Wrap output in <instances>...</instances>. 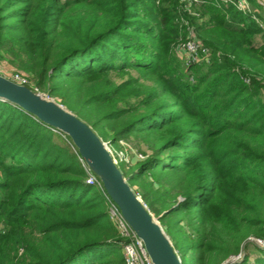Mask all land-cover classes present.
Returning <instances> with one entry per match:
<instances>
[{"label":"trees","instance_id":"16d2710c","mask_svg":"<svg viewBox=\"0 0 264 264\" xmlns=\"http://www.w3.org/2000/svg\"><path fill=\"white\" fill-rule=\"evenodd\" d=\"M257 15L216 0L199 16L180 0H0V60L111 146L132 139L146 154L128 170L118 163L183 264H221L242 249L236 264H264ZM185 20L210 61L181 57ZM82 162L68 134L0 99V264H126Z\"/></svg>","mask_w":264,"mask_h":264},{"label":"water","instance_id":"95a60500","mask_svg":"<svg viewBox=\"0 0 264 264\" xmlns=\"http://www.w3.org/2000/svg\"><path fill=\"white\" fill-rule=\"evenodd\" d=\"M0 99L18 105L45 124L68 134L80 157L100 178L109 197L120 207L125 220L144 241L154 264H183L160 218L150 211L143 198L130 184L129 177L119 167L108 144L88 121L47 94L19 84L2 74Z\"/></svg>","mask_w":264,"mask_h":264},{"label":"built area","instance_id":"2783aa9c","mask_svg":"<svg viewBox=\"0 0 264 264\" xmlns=\"http://www.w3.org/2000/svg\"><path fill=\"white\" fill-rule=\"evenodd\" d=\"M224 5H233L235 8L242 12H249L254 14V17L260 21L257 13H262L264 17V0H255L258 4L259 8H256L252 2V0H216ZM181 5L184 11L188 12L191 15L199 16V9L208 3V0H180ZM185 24L188 28V39L180 45V52L185 53L186 63L187 65H191L193 63L200 62L202 57L200 56V50L202 48L201 40L198 38L196 34V29L194 25H191L188 20H185ZM208 55V57H207ZM211 55L205 54L203 60L210 61ZM0 74L6 76L7 78L23 85L29 84V76L21 71L9 69L4 66L2 60H0ZM38 91L37 88H34ZM113 155V153H112ZM114 156V155H113ZM83 161L84 167L88 173L87 182L90 184L97 185L106 195L108 199V212L110 215L111 220L117 226L118 230L120 231L121 235L124 237L123 242V253L125 256L126 264H154L150 254L148 253L144 241L134 232V230L130 227L128 222L122 215L120 207L114 202L107 192L104 189L103 183L101 182L100 178L93 173V171L88 167L85 161ZM254 240V239H253ZM255 242L264 247V236L262 238L255 239ZM244 251L241 250L237 254H233L228 257L225 261L221 264H236L243 260Z\"/></svg>","mask_w":264,"mask_h":264},{"label":"rangeland","instance_id":"374dc122","mask_svg":"<svg viewBox=\"0 0 264 264\" xmlns=\"http://www.w3.org/2000/svg\"><path fill=\"white\" fill-rule=\"evenodd\" d=\"M206 53L209 54V57H210V55H211V57L213 56V53H211L210 51H207V50H204L203 48H201V50H200V56L202 57V60L201 61H203V57L205 56ZM180 54H181V57H183V58L186 55L185 53L183 54L181 52H180ZM207 57H208V55H207ZM3 63H4V66L5 67L11 69L10 65L7 62H3ZM124 77H125L124 74H116V81L118 82V81L122 80ZM51 98H54V97H51ZM103 141H105L108 144V147H109L111 153H113V155H114L113 157L115 158V160H116L117 163L119 162V160H123L124 161L126 170L133 168L134 166L132 164H134L135 162L139 161L140 159H144L146 157V154L144 152L139 151L134 146V143H133V140L132 139L122 140L118 144H116V145L114 144L113 146H111L109 144V142L106 141L105 139H103ZM118 165H119V163H118ZM119 167L121 168V170L123 171V173L126 176H128V174L122 169V167L120 165H119ZM135 190H136V188H135ZM161 224H162V222H161ZM169 237H170V235H169ZM170 239H171V237H170ZM171 241H172V239H171ZM172 243L174 244L173 241H172ZM249 250H251L252 259H254L257 256H260V251L257 250L256 248L250 247Z\"/></svg>","mask_w":264,"mask_h":264}]
</instances>
